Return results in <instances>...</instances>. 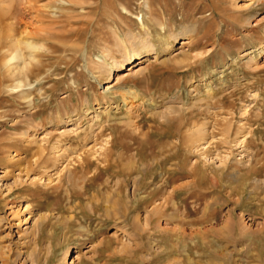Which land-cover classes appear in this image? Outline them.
I'll return each mask as SVG.
<instances>
[{"label": "rangeland", "instance_id": "1", "mask_svg": "<svg viewBox=\"0 0 264 264\" xmlns=\"http://www.w3.org/2000/svg\"><path fill=\"white\" fill-rule=\"evenodd\" d=\"M61 1L0 0V264H264V0Z\"/></svg>", "mask_w": 264, "mask_h": 264}, {"label": "bare ground", "instance_id": "2", "mask_svg": "<svg viewBox=\"0 0 264 264\" xmlns=\"http://www.w3.org/2000/svg\"><path fill=\"white\" fill-rule=\"evenodd\" d=\"M40 1V0H39ZM39 1H37V0H27V4H28V6L29 7H32V6H34L33 4H34V2H36V3H38ZM61 3H63V4H65V5H68V4H76V2H75V0H67V2H64V1H61ZM49 7V6H48ZM35 8V7H34ZM41 8V7H40ZM43 9L45 10V8H44V6H43ZM42 9V10H43ZM47 9V8H46ZM48 10V9H47ZM16 12V11H15ZM40 12H42V11H40ZM39 12V13H40ZM42 13H44V12H42ZM46 13V12H45ZM44 15V14H43ZM40 16V15H39ZM18 17V16H17ZM43 20V19H42ZM139 21H140V25H141V28L144 30V36L142 35V36H135V35H133V34H130V35H127V38H128V41L131 43H129L130 44V47H127L125 44H126V42L127 41H124L123 39H121V40H119V44H120V47H122L123 48V50L121 51V52H123L122 54H123V59H121L120 61H118V60H116L115 58H109V59H114L113 61H112V68L113 67H115V68H117V69H123L124 68V65H125V63H128L127 65L128 66H136V65H138V64H140V63H142V62H144V61H147V60H151V58H153V59H156L157 58V56L160 54V52L158 51V49H157V47H156V45H155V43L152 41L153 39H152V37H151V35H150V33L147 31V29L145 30V25H144V21H142V18L141 19H138ZM18 23V22H17ZM38 23H41V24H43L44 23V20L43 21H41V20H38ZM53 23V22H52ZM17 26V25H16ZM42 31H43V29H41V27H39L38 29H37V31H34V32H23L24 34H28V35H31V36H40V34L42 33ZM19 32V31H18ZM21 33V32H20ZM198 33V28H197V26L194 24V25H186V26H184V27H182V29L179 31V35H180V37H183L184 38V40L182 41L183 43H182V46H189L190 47V44L192 43V41H193V36H196V34ZM10 34V33H9ZM18 34V33H17ZM12 35V34H11ZM21 35V34H20ZM20 35H16V34H14V35H12L11 37H10V39H9V42H10V47H11V54H10V56H12V58H11V61H14V60H16V65H15V67L14 68H11V70H10V72H11V75L14 77V78H16V81L18 80L19 81V83L17 84L16 83V85H19L18 87H20V86H23L22 84H23V82H22V78H24V76H25V74H26V72H27V69H28V66H29V64L31 63V62H33V60H35V55L33 54V52L31 51V50H33V51H35V49L37 48V44H34L35 43V41H34V43L32 42V41H30L29 39H22L21 37H20ZM10 36V35H9ZM24 36V35H23ZM29 38V37H28ZM37 38V37H36ZM171 38H172V40L173 41H175L176 39H177V35L175 34H173L172 36H171ZM6 39H8L7 37H6ZM40 39V38H39ZM127 40V39H126ZM160 42V41H159ZM164 42V44H163V46H164V48H168L170 45V43L168 42V41H163ZM128 43V42H127ZM7 47V46H6ZM7 48H9V47H7ZM121 48V49H122ZM23 49H30V51L32 52V53H30V54H27L26 56L27 57H25V58H27V59H24V51H23ZM166 49H164V50H166ZM2 50V49H1ZM4 50V49H3ZM10 52V51H9ZM28 52V51H27ZM29 53V52H28ZM109 55V54H108ZM157 60V59H156ZM104 63V62H103ZM145 63H147V62H145ZM101 64V63H100ZM14 66V65H13ZM100 66V65H99ZM10 67V66H9ZM104 68L103 67V65L101 64V66H100V68ZM7 69H8V66H7ZM8 70V71H9ZM129 70H131V68H129ZM5 71H7V70H5ZM120 72V71H119ZM10 75V74H9ZM10 75V76H11ZM26 87H28V86H25L24 88L22 87V89H23V91H25L24 93H22L23 95H22V97H23V99L24 100H26L28 97H29V92H27L26 90H29V89H26ZM19 89V88H18ZM127 95V94H126ZM123 96V95H122ZM124 97V96H123ZM132 98H134V97H132ZM76 125V124H75ZM202 126H204V125H202ZM202 126H201V129L199 128V129H197V130H195L196 132L195 133H193L194 135L193 136H197V135H199L201 138L200 139H202L203 141H207L206 139V136H207V134H206V131L207 130H205V127H203L202 128ZM207 129V128H206ZM209 135V134H208ZM195 136V137H196ZM199 136H197L198 138H199ZM188 137V136H187ZM187 137H185V136H183L182 138H183V140H187V141H189V139L192 137V135H191V137L189 138V139H187ZM196 137V138H197ZM210 137V136H209ZM193 139V138H192ZM191 139V140H192ZM214 139V138H213ZM213 139H211V140H213ZM190 140V141H191ZM195 140H199V139H195ZM201 140V141H202ZM233 142H238V141H232V143ZM184 143V142H183ZM207 143H208V141H207ZM207 143H205V144H207ZM226 143H228L227 141H226ZM185 144H187V142L185 141ZM204 144V145H205ZM209 144V143H208ZM228 144H231V143H228ZM235 144V143H234ZM191 145V144H190ZM189 145V146H190ZM193 145V144H192ZM237 145V144H236ZM186 146V145H185ZM45 149V148H44ZM195 150H198V149H195ZM43 151V150H42ZM197 152V151H196ZM232 154H233V152H232ZM206 158V157H205ZM225 162H226V160H224ZM87 162V161H86ZM85 162V163H86ZM225 162H223V163H225ZM87 164V163H86ZM165 184L166 183H168V180H166L165 182H164ZM182 189V188H181ZM178 190V189H177ZM179 191V190H178ZM179 193H180V191H179ZM178 192H175L174 193V195L175 194H179ZM177 196V195H176ZM176 196H174V198L176 197ZM172 199V198H171ZM181 202H182V200H178L177 201V204H178V206L179 205H181ZM163 208H165V207H163Z\"/></svg>", "mask_w": 264, "mask_h": 264}]
</instances>
